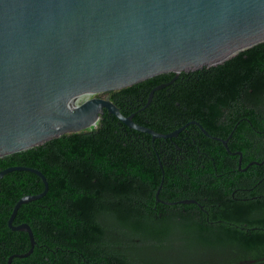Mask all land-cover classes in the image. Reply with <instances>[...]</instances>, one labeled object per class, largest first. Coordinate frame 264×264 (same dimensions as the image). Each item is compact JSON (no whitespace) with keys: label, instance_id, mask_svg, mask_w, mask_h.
I'll return each instance as SVG.
<instances>
[{"label":"trees","instance_id":"obj_1","mask_svg":"<svg viewBox=\"0 0 264 264\" xmlns=\"http://www.w3.org/2000/svg\"><path fill=\"white\" fill-rule=\"evenodd\" d=\"M175 75L160 73L98 95L156 131L186 125L182 137L218 146L220 173H235L232 189L252 190L233 197L214 191L222 203L211 213L214 224L183 215L177 205H163L159 215L154 205L161 183L159 197L167 203L183 198L188 185L180 173L183 158H164L159 146L164 137L153 143L152 134L105 110L95 126L0 157V170L30 166L49 182L44 196L23 203L17 212L13 223H29L36 244L30 255L16 256L12 264H228L242 257L223 256L225 246L264 239L253 228L264 226V197H255L264 193V41L223 62L181 71L146 105L150 91ZM217 137L227 139L231 151H242L246 171L238 168L239 154ZM44 189L42 177L31 170L0 177V264L31 247L29 234L13 230L8 220L22 196ZM186 195L201 197L194 188ZM183 239L188 247L213 244L221 253L202 260L185 256Z\"/></svg>","mask_w":264,"mask_h":264},{"label":"water","instance_id":"obj_2","mask_svg":"<svg viewBox=\"0 0 264 264\" xmlns=\"http://www.w3.org/2000/svg\"><path fill=\"white\" fill-rule=\"evenodd\" d=\"M263 41L264 0H0V157L95 126L105 110L153 138L176 135L136 122L97 94L176 72L150 91L148 105L181 71ZM16 169L37 173L45 189L16 202L8 224L26 231L31 247L7 264L36 244L29 223H13L20 206L49 189L30 166L6 167L0 177Z\"/></svg>","mask_w":264,"mask_h":264},{"label":"flooded vegetation","instance_id":"obj_3","mask_svg":"<svg viewBox=\"0 0 264 264\" xmlns=\"http://www.w3.org/2000/svg\"><path fill=\"white\" fill-rule=\"evenodd\" d=\"M185 128L186 125H183L170 132H164L172 133L178 130L176 135L164 137V140L159 142V146L161 152H166L164 158H183L181 159V163H183V171L180 173L183 176V184L188 185L183 187V198L176 199L175 201H171L169 203H167L168 201L164 198L159 197L158 194L154 209L156 212H160L159 215L162 216L163 209L161 208H163V205H177V207H180L183 215L188 216L189 214H193V216L199 218L200 220H205L208 223L210 222V224H214L215 221L210 219L211 213L222 205L219 197L214 194V191L221 192V197H223V193H227L229 197H233L236 194H241L244 190L251 191L252 188L244 189L242 187H233L232 189V185H234L235 180L233 176L235 173H220L219 158L221 157L218 153V146H208L202 139L188 140L182 137L183 134L181 135V133L184 132ZM204 129L205 128L202 126L203 132L210 135L209 132L205 129L207 131L206 133ZM156 138H153V143H155ZM180 143H183V145ZM225 145L233 154H239L238 168L240 171H246L249 164L246 166L243 165L244 158L242 151H231L228 146V141ZM167 153H170L171 155H168ZM189 163H193L192 168L187 169ZM250 163H252V161ZM242 175L248 174L244 172ZM193 188L199 191L201 196L200 198H194L186 195ZM257 196L264 197V193L261 195H255V197ZM217 222L224 224L228 223L227 220H218ZM253 228L254 230H259L264 233L263 225ZM247 229L251 231L249 228ZM224 248L225 249L221 251L223 252V256L238 254L242 257L240 260L231 261L228 264H264V239L254 245L242 247L230 245L228 247L225 246ZM221 252L220 249L213 244L188 247L187 242L183 239V254L185 256H193L196 259L199 258L202 260V258L207 255L218 258Z\"/></svg>","mask_w":264,"mask_h":264},{"label":"rangeland","instance_id":"obj_4","mask_svg":"<svg viewBox=\"0 0 264 264\" xmlns=\"http://www.w3.org/2000/svg\"><path fill=\"white\" fill-rule=\"evenodd\" d=\"M98 94H100V93H98ZM98 94H97V95H98ZM103 97H105V96H103Z\"/></svg>","mask_w":264,"mask_h":264}]
</instances>
